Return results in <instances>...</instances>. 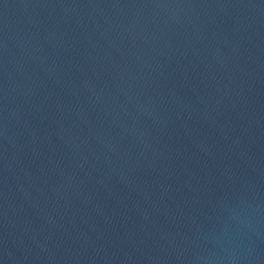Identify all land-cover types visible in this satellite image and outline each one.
<instances>
[{
    "label": "water",
    "instance_id": "obj_1",
    "mask_svg": "<svg viewBox=\"0 0 264 264\" xmlns=\"http://www.w3.org/2000/svg\"><path fill=\"white\" fill-rule=\"evenodd\" d=\"M0 264H264V0H0Z\"/></svg>",
    "mask_w": 264,
    "mask_h": 264
}]
</instances>
